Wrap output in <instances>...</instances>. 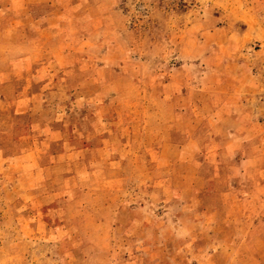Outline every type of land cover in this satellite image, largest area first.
<instances>
[{
    "label": "rangeland",
    "instance_id": "374dc122",
    "mask_svg": "<svg viewBox=\"0 0 264 264\" xmlns=\"http://www.w3.org/2000/svg\"><path fill=\"white\" fill-rule=\"evenodd\" d=\"M0 264H264V0H0Z\"/></svg>",
    "mask_w": 264,
    "mask_h": 264
}]
</instances>
